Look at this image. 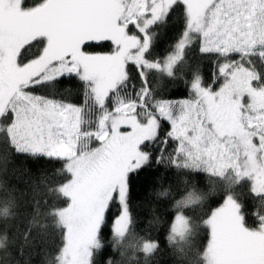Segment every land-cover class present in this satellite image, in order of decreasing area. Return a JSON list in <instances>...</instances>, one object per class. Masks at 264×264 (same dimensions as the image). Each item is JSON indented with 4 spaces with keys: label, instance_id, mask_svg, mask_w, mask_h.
Masks as SVG:
<instances>
[{
    "label": "snow or ice",
    "instance_id": "obj_1",
    "mask_svg": "<svg viewBox=\"0 0 264 264\" xmlns=\"http://www.w3.org/2000/svg\"><path fill=\"white\" fill-rule=\"evenodd\" d=\"M173 16L182 30L155 56L156 29ZM192 50L217 57L210 79L196 66L188 98L161 97L154 77L177 78ZM63 79L80 83L82 103L56 92ZM9 153L61 166L31 195L0 179V264H20L33 227L56 252L48 264H119L109 244L148 264L160 245L135 234L132 190L153 164L209 178L177 193L174 253L264 264V0H0V159ZM217 195L219 206L185 214ZM21 215L28 227L10 236Z\"/></svg>",
    "mask_w": 264,
    "mask_h": 264
},
{
    "label": "trees",
    "instance_id": "obj_2",
    "mask_svg": "<svg viewBox=\"0 0 264 264\" xmlns=\"http://www.w3.org/2000/svg\"><path fill=\"white\" fill-rule=\"evenodd\" d=\"M182 30V22L176 16H173L166 26L156 29L158 35L156 44L153 49L155 56L163 57L171 51V45L176 42L180 31ZM234 59L238 57H233ZM217 57L214 55H203L198 50H192L186 56L187 63L178 68L177 78L172 79L167 76L157 74L154 79L159 81V95L165 99H183L189 97V85L185 81L191 79L190 72L192 68L199 66L202 77L207 81L210 79L215 68ZM71 90L70 92L68 90ZM56 92L66 96L72 102L82 103V86L76 79H63L56 85ZM59 163L50 162L45 159H31L23 155L9 153L7 159H0V179L5 181L7 187L15 188L19 191H28L31 195V185L34 181H38L41 173H46L50 179H55L52 175L55 169L59 168ZM209 178L206 174L192 175L184 171L177 170L164 165L153 164L151 168L140 173L133 186L132 204L135 213L134 232L136 235L151 238L159 242L160 249L152 257L149 258L148 264H191L194 258L191 253L188 256H181L174 253L172 247L167 243L166 237L169 233V227L173 221L176 210L173 205L176 199H179L177 193L183 192L193 183L201 189L209 187ZM187 181V184L185 183ZM164 189H169L171 196H159L158 193ZM41 191L43 186L41 185ZM243 194V199L248 210L253 211V205L257 203L253 197L248 194V186L244 185L237 189ZM219 195L210 197L208 202L195 208H188L185 214L189 216H202L204 212L210 208H215L221 203ZM27 215H21L10 221L11 227L9 235L17 233V229L23 232L28 227ZM158 220V223L155 222ZM249 223L254 224L255 221L251 216L248 217ZM149 221H154L149 224ZM38 227H33L32 235L35 238L32 245L25 248V254L19 257L20 264H48V260L56 255L52 245L43 242L44 237L40 234ZM207 230L200 232V236L196 240L197 249L206 244ZM110 240V233L107 234ZM59 244V240H56ZM14 251V249H13ZM106 255L111 256L119 264H144V256L142 253H133L129 249L124 257H121L119 251H113L109 244L106 248ZM135 256L134 260L129 257Z\"/></svg>",
    "mask_w": 264,
    "mask_h": 264
},
{
    "label": "rangeland",
    "instance_id": "obj_3",
    "mask_svg": "<svg viewBox=\"0 0 264 264\" xmlns=\"http://www.w3.org/2000/svg\"><path fill=\"white\" fill-rule=\"evenodd\" d=\"M183 99H185V98H183ZM172 100H179V99H172Z\"/></svg>",
    "mask_w": 264,
    "mask_h": 264
}]
</instances>
